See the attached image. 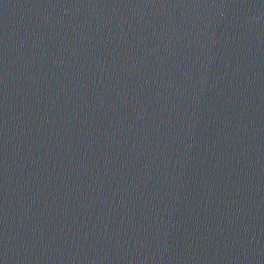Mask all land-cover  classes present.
I'll use <instances>...</instances> for the list:
<instances>
[{
    "label": "water",
    "instance_id": "1",
    "mask_svg": "<svg viewBox=\"0 0 264 264\" xmlns=\"http://www.w3.org/2000/svg\"><path fill=\"white\" fill-rule=\"evenodd\" d=\"M0 264H264V0H0Z\"/></svg>",
    "mask_w": 264,
    "mask_h": 264
}]
</instances>
